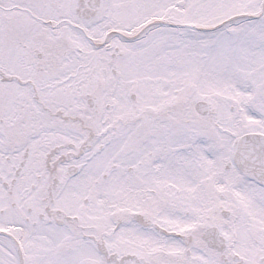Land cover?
I'll use <instances>...</instances> for the list:
<instances>
[{
  "label": "snow or ice",
  "instance_id": "1",
  "mask_svg": "<svg viewBox=\"0 0 264 264\" xmlns=\"http://www.w3.org/2000/svg\"><path fill=\"white\" fill-rule=\"evenodd\" d=\"M0 264H264V0H0Z\"/></svg>",
  "mask_w": 264,
  "mask_h": 264
}]
</instances>
